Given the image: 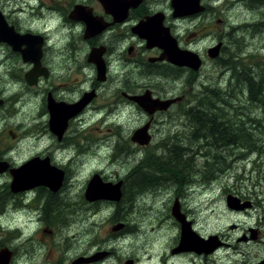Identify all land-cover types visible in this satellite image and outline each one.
Listing matches in <instances>:
<instances>
[{
	"label": "flooded vegetation",
	"instance_id": "flooded-vegetation-1",
	"mask_svg": "<svg viewBox=\"0 0 264 264\" xmlns=\"http://www.w3.org/2000/svg\"><path fill=\"white\" fill-rule=\"evenodd\" d=\"M225 3L240 10H243L242 5L248 8L250 12L244 17V22L227 23L224 11L221 10ZM248 16L249 20H245ZM1 26L6 27L9 36L18 35L22 39L31 37L34 40H27L30 44L18 41L20 45H11L9 36L0 40V79L9 76L11 80L4 86L0 83V109L9 106L11 102L22 105L24 98L23 102L33 112L29 126L18 129V137L10 133L13 143L9 142L11 147L3 150L4 154L9 153L0 157V162L7 163L8 168L0 174V179L6 176L10 178L11 184V172L34 159L36 162L47 160L61 177L56 181V189L39 185L13 193L10 191V184L8 191L5 184L3 188L7 196L23 201L28 198L29 192H33L31 198L22 202V206L39 203L38 206L42 209L39 215L41 222L48 218L57 222L62 219L61 212L69 208L66 204L73 203L70 209L73 211L77 207V212L72 214L73 218L68 214L66 217L73 221L66 219V223L72 222L75 229V223L82 222L81 217L85 213L92 212L100 204L110 203L104 200L90 201L85 197L88 186L97 176L102 184L119 185L120 199L112 202L117 204L114 206L116 211L125 209L129 201L128 191L133 189L137 191L141 188L140 191H145L144 202H140L141 198L136 201L139 207L152 209L154 199H171L167 202L166 212H162V217L149 219L153 229L158 231L153 236L156 245L160 244L161 247L163 242L170 240L166 246L167 252V248H159L151 255L155 264H211V257L216 264V261L221 260L220 255H217L219 251L225 259H229L227 253H231V259L236 255L239 259H233V264H264V152L255 151L253 141L257 131L252 130L253 120H256L254 115L258 110L264 112V108L258 109L252 104L247 86L241 85V80L244 81L245 77L254 81L256 77L263 75L260 70L264 67V49L260 48L258 52L247 51L246 48L254 46L242 44L243 52L232 35L238 29L245 28L264 33V0H199L198 10L194 12L174 11L172 0H0ZM154 30L169 35L174 48L181 53L177 58L170 55L169 61L165 58L160 60L166 55L164 49L156 42L153 44L151 38L149 41L142 38L144 35L149 37ZM234 47L237 50L233 54L228 49ZM186 54L193 59L187 61ZM225 54L227 58L223 59ZM242 57H247L246 63L242 62ZM208 63L224 68L220 74L224 75L226 92L247 95L242 101L245 115L236 113L232 123H240L243 116L247 119L246 123L251 124L253 132L250 133L253 137L252 140L248 138L249 146H246L247 143L242 147H234L229 142L225 144L223 130L214 138L195 134L197 126L194 116L201 119L199 112L206 111L208 107L203 105L200 108L193 102L198 96L207 94L211 88L200 84V88L193 90L200 72ZM36 74L38 75L35 76ZM27 75H31L30 84L26 80ZM233 81L234 84L231 85ZM215 87L212 90L220 89L217 85ZM146 94L152 100L170 104L163 110L146 113L130 99ZM133 111L137 112L138 120H141L142 115L145 116L137 129L148 125L149 142L146 145H139L131 140L137 129L131 133H122L128 125L129 112ZM172 111L174 112L170 118ZM246 113L249 115L246 116ZM166 115L168 119L161 120L163 126L160 127L174 128L170 132L163 131L160 142L148 152L147 148L153 140V128L160 122L158 118ZM253 116V120L247 118ZM40 119L41 123L38 122ZM52 119L63 129L62 133L58 132L61 134L54 131V125L51 127L54 121ZM93 123H101L96 125L105 127L104 134L101 133L102 129H96L99 132L96 147H110V151L104 154L106 160L112 163L119 157L127 160L136 153L134 160L139 161L135 164L136 167H129L123 176L118 173L116 178L104 177L98 173L91 175L83 183L80 202H73L61 192L65 188H74L79 182V179L72 178L70 169L75 175L82 171L80 162L83 161L80 157L88 156L92 150L90 143L93 139ZM184 126H192L187 135L183 130ZM177 138H181L184 144H195V151L189 148L190 155L195 157L194 165L197 166L191 172L162 167V159L174 158L176 147L172 141ZM128 139L130 148L122 147L121 140L123 143ZM259 139L264 141V136H259ZM208 144H217L225 159L227 168L222 169L219 176L225 175L234 162H239L232 173L233 183L228 184L235 191L225 196L236 197L240 207L244 206L237 210L226 207L236 214L225 231L235 234L233 243L225 237L223 230L214 235L202 232L200 221L196 218L198 208L187 202L193 201L197 193H202L201 188H208L206 165L201 159L203 155L200 151L210 149ZM168 146L169 150L166 151ZM14 149L17 151L13 152ZM162 153L169 154L163 156ZM226 154L230 155L228 160L232 158L230 163L225 158ZM91 155L93 158L98 156L96 152ZM56 157L62 161H58ZM66 162L73 164L74 169L67 167ZM134 171L137 173L138 186L129 180L130 173ZM173 208L184 217L198 239L206 241L210 236H216L218 247L212 253L194 251L192 248L181 249V224L172 214ZM127 212L128 208L123 211ZM78 226L82 224L79 223ZM122 226L125 228L124 232H130L129 224ZM105 253V257L91 264L102 262L109 255L108 252Z\"/></svg>",
	"mask_w": 264,
	"mask_h": 264
},
{
	"label": "rangeland",
	"instance_id": "rangeland-1",
	"mask_svg": "<svg viewBox=\"0 0 264 264\" xmlns=\"http://www.w3.org/2000/svg\"><path fill=\"white\" fill-rule=\"evenodd\" d=\"M242 7L243 10H240L233 5L225 3L221 10L224 11V19L226 22L229 24L244 22V17L250 11L244 5H242ZM245 20H249V16ZM232 35L235 38V42H237L240 50L244 49L242 44L254 46V48H246L247 51L258 52V49H264V33H257L255 29H238ZM228 50L234 54V51H236L237 48L234 47ZM226 58L227 56L225 54L223 59ZM242 59V62L246 63L247 57H242ZM223 69L224 68H217L215 65L208 63V65L205 66V68L200 72L197 78L198 82L193 91H195L197 88H200V84H203L210 87L211 89H213V87L216 88L215 86L217 85L220 88L218 89L219 92H226V87L224 88L225 81L223 80L224 75L220 74V71ZM9 81H11L9 76L6 78L2 77V79H0L1 86L7 85ZM241 81V85H246L248 89L253 88L251 93L256 91V87H251L249 82L246 80L243 81V79ZM233 84L234 81L231 82V85ZM180 87L182 88L181 85ZM230 88H232V86L229 87L228 90ZM221 93H214L221 96L219 98V103L216 104L217 106L225 109L226 105L231 104L233 107L236 106V109L240 115H245L242 108L243 104L240 103V101H244L245 96H247L246 93H240L238 95V100H240L238 103L236 100L237 94L235 92L232 93L234 97L228 96L230 93L229 91L225 93L228 94L225 96H223ZM253 94L254 95H252V98H257L255 93ZM199 97L202 96H198V98ZM23 100L22 105H16V103L11 102L9 106L0 109V157H3L9 153L7 152L4 154L3 150L11 147L10 143H13L10 133L18 137V129L20 127L29 126V121L30 119L32 120L31 117L33 116V112L28 109L26 102H23ZM224 101H227L228 104H224ZM13 104H15L14 107ZM214 107L216 109V106ZM220 108L217 107V109ZM173 112L174 111L170 113V118L172 117ZM208 114L209 113H207L203 119H200L202 120V124L207 122ZM136 115H138L136 111H133L132 113L129 112V122L126 128L122 130V133L124 131L127 133L133 132L135 129H137L140 123L144 121L145 116L142 115L141 120H138ZM247 115H249V113H246V116ZM256 115L258 117H262L264 116V113L261 112L257 113ZM243 116L241 117L240 123H244V128L246 131L248 132L249 130L250 132L251 124L246 123L247 119ZM254 116L247 118L249 120L252 118L253 120ZM163 119H168V116L166 115L158 118V121L160 122L156 123L153 128V140L149 145L150 147L147 148L148 152L152 151L153 145H156L160 142L163 131L170 132L174 128L173 126H169L168 129H162L160 126H163L161 122ZM38 122L41 123V119ZM96 124L101 123H93L91 131V136L93 139L90 143V148H92V150L88 156L80 157V160L83 161L80 162L82 171L75 175L70 169L72 178L79 179L78 184L72 189L65 188L61 192L62 194L69 196L73 202H80L79 199L82 195L83 183H85L91 175L98 173L99 175L102 174L104 177L116 178L118 173L120 176H123L129 167H136L135 164L139 161L138 159L134 160L137 155L136 153L127 160L126 158L120 157L117 158L116 162L113 163L106 160L104 158V154L110 151V147L98 149L96 147V137L99 133L97 130L100 131V129H102L101 133L104 134L106 133L104 131L105 127ZM252 128L254 129V125H252ZM115 129L116 128H111V130ZM183 130L187 135L191 132L192 126H184ZM118 132H120V130ZM256 133H258V137L264 135V132L261 133L257 131ZM128 136H130V134ZM100 138L103 137L101 136ZM129 143V139L123 143L121 140L122 147L130 148V146H128ZM172 144H174V147L183 145L185 146L186 150L187 147L193 148L194 151L196 149L195 145L182 143L181 138H177L172 142ZM13 145L15 146V143ZM82 145H84V142H82ZM167 150H169V146L166 148V151ZM16 151L17 149L13 150V152ZM92 152H96L98 156L93 158V155H91ZM165 154L169 153H162L163 156ZM20 157L21 156H16V158ZM56 159L58 161H62L58 157H56ZM231 160L232 158L227 161L230 163ZM66 165L69 168L73 166V164L67 162ZM235 165H239V162H234L230 170L225 175H220L224 176L223 178L218 176L213 180V183L208 184V188L205 186L201 188L202 193H197L194 195V202L192 200L187 201L190 202L194 207L197 206L198 208L196 218L200 221V228L202 232L205 234L209 233L214 235L215 233L222 232L223 230L225 237L232 243L235 239V234L227 233L225 231L228 229L227 226L233 222L236 214L226 208L225 196L227 194H233L235 191L232 186L228 185H232L233 183L232 173L235 172ZM72 169H74V167H72ZM5 184V189L8 191L10 178H7L6 176L5 178L0 179V193L5 191L3 188ZM133 191L134 195L131 194V200L126 203L124 210L120 209V211H116L114 206H117V204L112 202L108 204H100L94 208L92 212L88 211L87 214L85 213L84 216L81 217V220L83 221L79 222L82 224V226L79 227V223L76 222L75 229L72 222L66 223V219L71 221L72 219L70 218H73L72 214L77 212V207L73 211L70 209L73 203L66 204L69 206V208L64 209L61 212L62 219H59L57 222L50 221L49 218L45 222H41L39 220V215L42 213V209L38 206L39 203H36L33 206L28 205V207L22 206V204H24L22 202H26V200L31 198L34 194L33 192H29L27 194L28 198H22L25 199L23 201L21 199H16L5 195L6 200L3 202V211L0 213V249L6 247L11 252H13V258L11 259L10 264H72L79 258H88L91 255L102 251L108 252L109 255L98 264H155L151 258V255L154 254V251L157 249L159 250V248H163L162 250L167 248L166 246L170 240H167L166 243L163 242L161 247L160 244L156 245L155 237L153 236H156L158 231L157 229H153V225L149 222V219L159 216L162 217V212H166L165 206L167 205V202H170L171 199L156 198L152 201V209L150 207L143 208V206L139 207L136 201L141 198L140 202H144V198L146 197L143 195V193L145 191ZM13 195L15 196L16 194ZM81 205L83 206V204ZM144 206H147V204H144ZM127 208L128 212L123 213V211H125ZM84 209L85 208H83V210ZM68 214L70 215V218L66 217ZM121 224L125 226L129 224L130 232H124V227L120 231H112L113 226ZM48 230L51 231L52 236H49L51 234L50 231L46 232ZM167 250L168 248L166 249V252ZM217 255H220L221 260L216 261V264H233V259H239L236 257V255L231 259V253L226 254L229 259L222 258L221 251H219ZM111 257L113 258L111 259ZM211 258L210 263L214 264V261L211 260Z\"/></svg>",
	"mask_w": 264,
	"mask_h": 264
},
{
	"label": "water",
	"instance_id": "water-1",
	"mask_svg": "<svg viewBox=\"0 0 264 264\" xmlns=\"http://www.w3.org/2000/svg\"><path fill=\"white\" fill-rule=\"evenodd\" d=\"M198 6H199V0H172V7L174 11H177V12H181L182 10H187V11L189 10V12H194L198 10ZM3 24L6 25L4 22ZM161 33H160V30H154L152 31V33H150L151 35H149V37H147V35H144L142 36V38H146L148 39V41L151 38L153 40L152 41L153 44L156 42L157 44H159L160 47L164 49L167 56L164 55V57L160 58V60H163L165 58L166 60L169 61L170 55H174L177 58L180 52L176 49V47L174 48L172 44L173 42L172 39H170L167 33L166 34L162 33V35ZM8 36L9 34H8L6 27L1 26L0 27V40H3V38H7ZM30 39H33V38L25 37L22 39L21 37H18V35H13V36L11 35L9 36L8 41L10 42L11 45H20L18 41L25 42ZM29 42L27 41V43ZM27 52H30V51H27ZM186 59L187 61H190L193 59V57L189 55ZM34 65L36 66V62H34ZM33 72L35 71L33 70ZM37 75L38 74H36L35 76ZM30 78H31V75L26 76V80L28 81L29 84L31 83ZM130 99L136 102L144 112L149 113V114H152L153 112L157 110H163L170 104V102H161L159 100H152L149 98L148 94L141 96V97H131ZM0 104H1V101H0ZM53 123L51 127L55 126L54 128L56 130L51 128L52 131L54 130V131H57V133L58 132L62 133L63 129L60 127V125L58 126V122L54 120ZM147 130H148V125H145L135 130L131 137V140L139 145L148 144L149 136L147 134ZM61 133H58V135ZM7 168H8L7 163L0 162V174L6 171ZM11 175H12L13 180H12V183L10 184V191L13 193L23 191V190H28L29 188L39 186V185H44L52 189L53 188L56 189V185H57L56 181H59V179L61 178L58 172L56 171V169L51 167L49 163L47 162V160L36 162L35 159L28 162L25 166L21 167L20 169L12 171ZM120 196L121 194L119 191V185L111 186L109 184H102L100 183L99 178L97 176L93 178L92 182L88 186L87 191L85 193V197L90 201L104 200V201H110V202L114 201L115 202L120 199ZM225 201H226V206L229 210H237L239 208L243 209L244 207V206L240 207L239 200L232 195H228ZM172 214L174 215L175 219L181 224V233H180L181 249L189 250L192 248L194 251H204L205 253H212L218 247V241H217L218 239L216 236H210L206 241L200 240L197 238L195 233H193L190 230L189 225L186 223L184 217H181L178 214L177 209L173 208ZM121 228H122V225L113 226L112 231L116 232L120 230ZM105 256H106L105 252H98L87 259L79 258L75 260L72 264L92 263V262L101 260ZM11 259H12V252L6 247L1 248L0 249V264H10Z\"/></svg>",
	"mask_w": 264,
	"mask_h": 264
},
{
	"label": "trees",
	"instance_id": "trees-1",
	"mask_svg": "<svg viewBox=\"0 0 264 264\" xmlns=\"http://www.w3.org/2000/svg\"><path fill=\"white\" fill-rule=\"evenodd\" d=\"M260 71L263 73V75L260 77L259 76L256 77L254 81L245 77V80L249 82V85L251 87H256V91L253 93H255V96L257 98H252V95L254 94L251 93L252 92L251 90L253 88L247 90H248L250 102L252 104H255L258 109L259 107L264 108V67ZM214 93H221V92H219L218 89L216 90L210 89L207 91V94H204L202 97L197 98L196 101L194 102V104L199 105L200 108L203 105L208 107L206 111L201 110L199 112L201 119H203L204 115L209 113L207 122H205V124L201 123L202 120H200L199 117L197 118V116L193 115L196 118L195 124L197 126L195 134L197 136L214 138L217 137L220 131L223 130V141L225 142V144L229 142L234 147H238V146L242 147L244 146V143H247L246 146H249L248 138L252 140L253 136L249 132V130L248 132L246 131V129L244 128V123H237V124L232 123V121L236 116V113H238L236 107H233L231 104H228L227 101H224V104H228V105H226L225 109L220 108V106H217L216 104L219 103V98L221 96ZM225 93L227 92L221 94H223V96L228 95ZM238 95L239 94H237V98H236L237 103L239 102ZM228 96L234 97V95H232L231 92L229 93ZM214 106H216V109ZM217 107L220 109H217ZM257 113H261V111L258 110L256 114ZM253 121L254 124L252 123V125H254L255 131H259L261 133L264 132V116L258 117L256 115V120ZM253 145L255 151L264 152V141H261L259 139L258 133H255V139L253 141ZM207 147H209L210 149L205 148L204 151L202 150L200 151L203 155L201 159L204 160L203 163L206 165L205 172L207 173L208 182L209 184H211V182L213 183V180L219 176L222 169L225 170L227 166L225 165V159L221 156V152L218 150L217 144H208ZM229 157H230L229 154L225 155V158L227 160ZM194 159L195 157L193 155H190L189 148L188 150H186L185 146L182 145L176 147L173 159L171 160L162 159L161 161H162V167L165 169L173 168V170L176 171V169L180 168L182 170L185 169L184 171H193V168L197 167L194 165L193 162ZM174 173L176 174V172ZM136 177H137V173L135 171L131 172L129 175V180L130 183L133 182L135 186H138V180ZM133 190L128 191L127 197L129 200H131L130 199L131 194L134 195ZM138 190H142V189L139 188ZM5 195H6L5 192L0 193V213L3 211V205H4L3 202L6 200Z\"/></svg>",
	"mask_w": 264,
	"mask_h": 264
},
{
	"label": "bare ground",
	"instance_id": "bare-ground-1",
	"mask_svg": "<svg viewBox=\"0 0 264 264\" xmlns=\"http://www.w3.org/2000/svg\"><path fill=\"white\" fill-rule=\"evenodd\" d=\"M239 63H240V62H239ZM231 72H232V71H231ZM230 75H231V74H230ZM225 99H226V98H225ZM225 99H224V100H225ZM185 110H186V109H185ZM250 119H251V118H250ZM195 138H196V136H195ZM172 142H173V141H172ZM179 145H180V144H179ZM194 145H195V144H194ZM164 147H165V146H164ZM160 148H161V147H160ZM188 154H189V153H188ZM197 157H198V156H197ZM218 158H219V157H218ZM189 161H190V160H189ZM142 165H143V164H142ZM182 165H183V164H182ZM168 166H169V165H168ZM190 166H191V165H190ZM172 167H173V166H172ZM148 168H149V167H148ZM226 168H227V167H226ZM193 169H194V168H193ZM196 169H197V168H196ZM184 170H185V169H184ZM147 171H148V170H147ZM180 171H181V170H180ZM198 171H199V170H198ZM198 171H197V172H198ZM149 172H150V171H149ZM190 172H191V171H190ZM195 173H196V172H195ZM195 173H194V174H195ZM225 173H226V172H225ZM144 177H145V176H144ZM206 180H207V179H206ZM160 181H161V180H160ZM200 181H201V180H200ZM211 183H212V182H211ZM143 184H144V183H143ZM150 187H151V186H150ZM180 195H181V194H180ZM177 196H178V195H177ZM140 205H141V204H140ZM169 206H170V205H169ZM185 257H186V256H185ZM183 259H184V258H183Z\"/></svg>",
	"mask_w": 264,
	"mask_h": 264
}]
</instances>
